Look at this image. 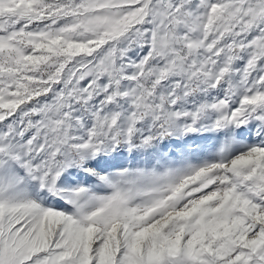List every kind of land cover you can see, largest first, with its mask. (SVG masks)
<instances>
[{"label": "snow or ice", "instance_id": "obj_1", "mask_svg": "<svg viewBox=\"0 0 264 264\" xmlns=\"http://www.w3.org/2000/svg\"><path fill=\"white\" fill-rule=\"evenodd\" d=\"M0 264H264V0H0Z\"/></svg>", "mask_w": 264, "mask_h": 264}]
</instances>
